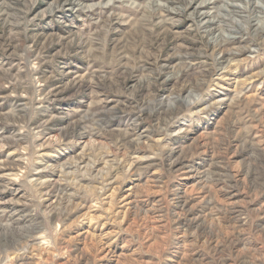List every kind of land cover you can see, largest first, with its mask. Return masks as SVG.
<instances>
[{"label": "rangeland", "instance_id": "obj_1", "mask_svg": "<svg viewBox=\"0 0 264 264\" xmlns=\"http://www.w3.org/2000/svg\"><path fill=\"white\" fill-rule=\"evenodd\" d=\"M0 264H264V0H0Z\"/></svg>", "mask_w": 264, "mask_h": 264}]
</instances>
